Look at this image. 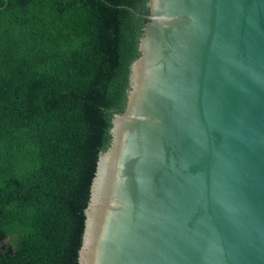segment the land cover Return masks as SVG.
Listing matches in <instances>:
<instances>
[{"label": "water", "instance_id": "obj_1", "mask_svg": "<svg viewBox=\"0 0 264 264\" xmlns=\"http://www.w3.org/2000/svg\"><path fill=\"white\" fill-rule=\"evenodd\" d=\"M148 7L79 264H264V0Z\"/></svg>", "mask_w": 264, "mask_h": 264}, {"label": "trees", "instance_id": "obj_2", "mask_svg": "<svg viewBox=\"0 0 264 264\" xmlns=\"http://www.w3.org/2000/svg\"><path fill=\"white\" fill-rule=\"evenodd\" d=\"M148 1L0 0V264H79Z\"/></svg>", "mask_w": 264, "mask_h": 264}, {"label": "bare ground", "instance_id": "obj_3", "mask_svg": "<svg viewBox=\"0 0 264 264\" xmlns=\"http://www.w3.org/2000/svg\"><path fill=\"white\" fill-rule=\"evenodd\" d=\"M110 161H111V157L108 159L104 167V179H103V183L101 187L103 191L101 192V198L96 200V205L90 215V222L92 224V233L90 237V256H92V258H93L96 236H97L99 220H100V215H101V210H102L107 177H108V172H109V167H110Z\"/></svg>", "mask_w": 264, "mask_h": 264}]
</instances>
